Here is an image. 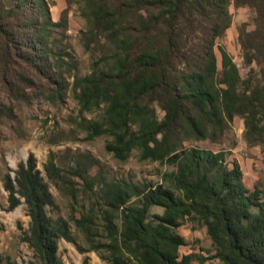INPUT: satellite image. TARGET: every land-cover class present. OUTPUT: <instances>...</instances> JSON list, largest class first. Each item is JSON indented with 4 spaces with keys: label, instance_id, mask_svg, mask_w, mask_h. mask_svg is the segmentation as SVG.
Wrapping results in <instances>:
<instances>
[{
    "label": "trees",
    "instance_id": "trees-1",
    "mask_svg": "<svg viewBox=\"0 0 264 264\" xmlns=\"http://www.w3.org/2000/svg\"><path fill=\"white\" fill-rule=\"evenodd\" d=\"M230 2L82 0L83 44L94 58L88 71L70 74V63L50 43L52 29L66 24L52 18L48 0H0L1 91L31 101L46 90L47 98L61 100L71 88L80 113H94L79 120L86 138L109 136L105 149L120 160L136 149L139 159L174 166L158 182L107 183L103 233L90 212L72 215L87 247L77 243L67 218L48 212L55 201L33 155L5 171L8 208L24 201L29 222L22 238L42 264H65L61 237L81 252L95 250L107 264H206L200 253L179 251L184 218L205 225L221 264H264L260 188L245 184L238 160L225 149L185 144L216 140L236 115L247 142L264 141V0H233L255 10L254 27L238 35L244 63L258 66L248 75L221 44L218 62L216 39L230 24ZM95 46L104 50L95 53ZM43 168L53 182L63 178L51 154ZM151 205L162 211L151 212ZM0 264L18 262L0 250ZM83 264H93L88 255Z\"/></svg>",
    "mask_w": 264,
    "mask_h": 264
},
{
    "label": "rangeland",
    "instance_id": "rangeland-1",
    "mask_svg": "<svg viewBox=\"0 0 264 264\" xmlns=\"http://www.w3.org/2000/svg\"><path fill=\"white\" fill-rule=\"evenodd\" d=\"M48 4L52 18L58 20L63 17L66 24L52 29L51 45L63 53L70 63V74L88 71L94 52L86 49L83 44V29L87 27V21L81 14L82 0H48ZM229 10L230 24L216 39L218 62V45L221 44L232 55L242 75L255 74L258 66L255 62L251 65L244 63L238 36L239 30L249 31L254 27L255 10L249 5H235L233 0ZM102 50L104 46L94 48L95 53ZM68 79L72 80L69 74ZM45 93L46 90L31 101H26L0 90V250L18 264H42L31 246L22 238L23 230L29 222L24 201L8 208V192L3 187V173H13L20 160L26 161L33 155L36 166L48 181L55 201L52 206H48V212L53 216L67 218L74 238L83 247L88 246V241L71 216L90 212L96 219V226L103 233L101 203L107 183L158 182L161 181L163 171L174 168L167 162L139 159L136 149L125 160L118 159L105 149V140L109 136L85 137L86 132L81 128L79 120L82 115L92 116L94 113H80L71 88L66 90L61 100H50ZM6 105L10 107L9 112L4 111ZM158 111L161 115L162 111ZM244 129L243 118L236 115L230 127L216 140L193 139L185 141V144L213 150L225 149L228 159L238 160L245 184L250 188L258 186L264 200V141L257 144L247 142ZM50 154L62 169L63 178L57 182L48 178L43 168ZM74 168H84L83 174H76ZM132 199L137 198L133 196ZM150 211L161 212L162 207L151 205ZM116 219L120 221L119 217ZM177 230L186 240L179 246L180 253L197 252L206 256V264H221L214 254L203 223L184 218ZM100 238L105 239L103 235ZM58 253L65 264H83L85 255L93 264H107L95 250L81 252L72 242L62 237L58 240ZM196 263L197 259H194L191 264Z\"/></svg>",
    "mask_w": 264,
    "mask_h": 264
}]
</instances>
